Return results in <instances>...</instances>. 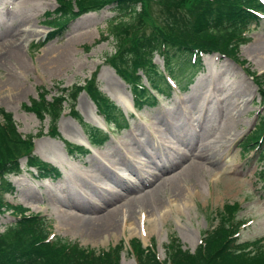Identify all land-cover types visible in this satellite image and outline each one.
<instances>
[{"label": "rangeland", "instance_id": "374dc122", "mask_svg": "<svg viewBox=\"0 0 264 264\" xmlns=\"http://www.w3.org/2000/svg\"><path fill=\"white\" fill-rule=\"evenodd\" d=\"M70 1L77 11L80 0ZM141 3L139 9L144 7ZM59 8L58 0H0V109L12 113L23 136L33 137L34 153L60 170L59 176L37 175V168L27 166L22 158V172L9 176L15 188L2 194L4 201L46 217L50 237L56 242L61 238L65 245L97 252L119 249V264H139L138 250L155 251L161 260L176 249L194 252L204 244L206 232L222 222L238 228L237 243L246 244L247 251L264 252V247L260 249L264 246V158L260 160L264 148L260 153L250 143L264 111L260 103L264 52L257 50L264 45V14L250 23L237 59L218 51L206 54L187 86L186 79L178 76L184 89L171 81L175 86L172 94L137 109L136 90L110 60L118 49L108 26L122 13L117 14L113 5L86 10L53 35L57 29L49 21L59 16ZM145 9L149 14L139 37L155 33V26L165 19L156 2L147 1ZM18 17L22 21L15 25ZM18 28L26 29L23 33L39 31L31 33L30 39H18L24 43V61L3 49ZM155 61L164 69L161 56L156 54ZM75 86L81 90L73 100L69 91ZM95 86L123 110L125 119L120 126L106 123L98 112L92 96L95 89L91 91ZM63 89L65 108L53 128L49 117L39 113L31 100L54 101ZM123 97L128 98V105ZM201 105L203 112L194 111ZM166 118L171 125L160 131V119ZM83 122L102 129V141H91ZM136 143L138 152L132 156L129 148ZM201 151L209 161L205 173L199 172L192 181L188 171L193 167V154ZM118 157L129 162L131 169L125 165L121 170L112 168ZM136 164L154 182L125 193L120 186L124 181L115 176L121 174L128 180L124 184L132 186L138 182ZM157 165L164 166L165 172ZM102 167L114 174L113 179L101 178ZM154 173L159 177L150 175ZM176 181L182 186L178 191H184L179 198ZM160 186L161 206L150 211L141 199ZM118 208L122 209L114 230L109 227L97 237L83 230L82 224L91 217ZM16 217L12 209H3L0 231Z\"/></svg>", "mask_w": 264, "mask_h": 264}, {"label": "trees", "instance_id": "16d2710c", "mask_svg": "<svg viewBox=\"0 0 264 264\" xmlns=\"http://www.w3.org/2000/svg\"><path fill=\"white\" fill-rule=\"evenodd\" d=\"M147 1L161 5L165 19L155 26V33L139 37L138 31H144L142 24L149 14L145 9ZM58 2L59 16L49 21V26L57 29L51 32L53 35L86 10L113 5L117 14L122 13L108 26L107 32L114 36L118 49L110 60L136 90L137 109L157 103L162 95L172 94L175 87L171 80L175 83L177 80L176 86L184 89L196 76L202 52L219 51L237 59L238 47L246 42L247 28L251 22H258L255 11H264L261 0H80L77 11L70 0ZM140 3L144 5L142 9H139ZM156 54L163 58L164 69L156 63ZM180 75L186 79L184 87L179 83ZM144 79L147 83H143ZM80 90V86H75L72 93L69 91L73 100ZM91 91L101 116L107 123L120 126V120L125 119L121 107L100 92L98 86ZM66 97L63 89L54 101L34 98L31 103L39 113L49 117L50 124L56 128ZM83 123L91 141H102L105 136L102 129ZM252 133L250 143L260 152L264 148V111L258 128ZM22 158H26L27 166L37 168V175H60L59 168L48 165L34 153L33 137L23 136L12 113L0 109V212L12 209L17 215L15 221L0 231V264H119V249L97 252L78 245H65L61 238L56 242L50 237L51 226L46 217L29 214L26 207L4 201L2 194L15 188L9 176L22 172ZM263 158L264 151L260 160ZM238 232L237 227L218 223L206 232L204 244L194 252L176 249L161 260L155 251L138 250V261L139 264H264L263 251L252 254L246 244L237 243Z\"/></svg>", "mask_w": 264, "mask_h": 264}, {"label": "bare ground", "instance_id": "6f19581e", "mask_svg": "<svg viewBox=\"0 0 264 264\" xmlns=\"http://www.w3.org/2000/svg\"><path fill=\"white\" fill-rule=\"evenodd\" d=\"M22 19L21 18H17L16 19V22H15V25L19 22H21ZM26 30V29H24ZM23 30V32H24ZM21 29H17L16 30V35L15 37L9 39L7 41V43L4 44V47L3 49L6 50L7 54H12L13 56H15V58L18 60V61H24L25 57H24V53H23V41L21 42H18V39H21L22 36H23V39L24 40H27V39H30L32 37V34L33 32L35 33H39L38 30H27L25 33H23ZM34 33V34H35ZM18 42V43H17ZM257 50L260 52V53H263L264 52V45L262 46H259L257 47ZM128 98L127 97H123V102L128 105ZM198 110L203 112L204 110V107L203 105L201 106H197L195 107L194 111ZM167 125L168 127L171 125L169 119H160V131H161V127ZM213 147H216L217 146V143L214 142ZM202 147V146H201ZM200 147V148H201ZM138 148H139V145L136 143L134 146L130 147L129 148V151L130 153L132 154V156H135V153L138 152ZM199 148V150H200ZM195 154V153H194ZM193 154V159H194V162L192 163L191 166H193L192 168H190V170L188 171V175H189V179H192V181H195L198 177V173L203 171L205 173L206 170H204L206 168V165L205 163H208L207 161L208 160V157H205L203 154V151L199 152V154H196L194 155ZM211 159V158H210ZM133 160V159H132ZM213 164H215L216 162H211ZM158 164V163H157ZM122 165H125V167H127L128 170L131 169V165L128 163H126V160H124V158H121V157H118L116 158V160L112 163L111 167L112 168H117V169H122ZM157 168H159V171L161 172H165V167H160L159 165L156 166ZM134 168L136 169V172H137V175H138V182H134V184L132 186H130L129 184H124V182H128V180L126 178H124L121 174H118L115 176V179H119V181H124L122 184L120 185L122 187V189L125 191V193H131L133 191H137V189L141 188V187H146L148 185H150L151 183H153L154 181L153 180H149L148 178H145V173L142 169L141 166H139L138 164H136L134 166ZM212 170V169H211ZM207 171H209L207 169ZM219 173H223L222 171H219ZM218 172L216 173V178L218 181H221L222 179H219L220 176H218L219 174ZM99 174L101 176L102 179H104L105 181H108V180H111L113 179V173L110 172L109 170L107 169H104L103 167L100 168V171H99ZM152 175L153 177H155V179L157 177H159V174H150ZM102 182V181H100ZM175 185L177 186V188H175V191H176V195L177 197L179 198V196L183 195L184 194V191L182 190L181 192H179L178 190L179 189H182V186H180V183L179 181H176ZM160 189H161V186L160 188H158L157 190H151V191H148L146 196L141 199L142 202L144 204H146L150 211H156L157 208H159L161 206V201H160ZM100 190V189H98ZM101 191V190H100ZM190 193V192H189ZM189 193L186 194V197H187V200L188 202L190 201V195ZM124 195V194H123ZM131 206H134V205H131ZM176 208H178V202H176ZM82 209V208H81ZM88 208L86 209H82L83 211L86 210L87 211ZM122 208H118V210L115 209V211H111L105 215H100V216H97V217H91L88 221H85L84 224H82V228L83 230L89 234L90 236L92 237H97L99 236L101 233H103L105 230H107L109 227H112L113 230H114V227L116 226L117 224V217L119 216V213L121 211ZM95 212V210L93 211ZM167 211H165L166 213ZM164 213V214H165ZM134 219V217H133ZM148 220H150L148 218ZM105 240V239H104Z\"/></svg>", "mask_w": 264, "mask_h": 264}]
</instances>
